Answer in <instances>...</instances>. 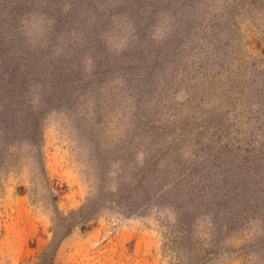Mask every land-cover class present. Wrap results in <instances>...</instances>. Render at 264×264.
<instances>
[{
	"label": "rangeland",
	"instance_id": "obj_1",
	"mask_svg": "<svg viewBox=\"0 0 264 264\" xmlns=\"http://www.w3.org/2000/svg\"><path fill=\"white\" fill-rule=\"evenodd\" d=\"M189 6H168V19L161 17L155 27L156 35L165 34L167 20L195 13L166 85L150 82L137 93L111 74L102 94L89 100L84 93L79 104L27 108L39 116L41 139L19 138L12 141L16 146L0 149V264H38L52 230L55 264H176L164 214H123L100 201L86 205L97 179L107 183L109 160L142 149L150 134L152 152L192 151L193 159L211 148L233 151L235 142L263 139L264 0H190ZM39 17L25 23L28 33ZM114 27L116 35L104 40L110 52L120 53L131 34ZM195 54L204 57L194 72L183 56ZM83 207L69 221L63 218ZM249 227H235L230 241L203 264H264V234L246 237Z\"/></svg>",
	"mask_w": 264,
	"mask_h": 264
},
{
	"label": "trees",
	"instance_id": "obj_2",
	"mask_svg": "<svg viewBox=\"0 0 264 264\" xmlns=\"http://www.w3.org/2000/svg\"><path fill=\"white\" fill-rule=\"evenodd\" d=\"M189 2L0 0V149L16 146L19 138L41 139L39 116L27 108L79 104L85 95L89 100L102 94L108 75L137 93L150 82L166 85L195 13L184 9L187 13L176 15L172 24L167 20L165 34L156 35L155 27L164 21L161 17L168 19V6L190 8ZM37 14L40 23L28 33L25 23ZM115 25L131 34L120 53L110 52L104 40L116 35L111 33ZM201 56H183L184 66L195 72ZM155 145L150 134L141 140L142 149L110 159L107 183L97 179L86 208L100 201L123 214L145 215L149 209L164 214L163 227L178 251L176 264H203L230 241L235 227L242 225L243 232L251 226L246 237L264 234V137L235 142L233 151L211 148L196 159L192 151L152 152ZM217 168L226 173L215 175ZM83 210L63 218L69 221ZM52 234L38 264H55L57 233ZM241 241L246 242L244 237Z\"/></svg>",
	"mask_w": 264,
	"mask_h": 264
}]
</instances>
